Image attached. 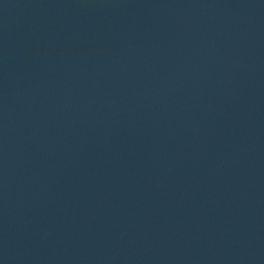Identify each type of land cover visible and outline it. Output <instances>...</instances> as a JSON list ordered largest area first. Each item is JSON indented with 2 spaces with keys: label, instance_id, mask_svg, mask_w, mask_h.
I'll return each mask as SVG.
<instances>
[{
  "label": "water",
  "instance_id": "1",
  "mask_svg": "<svg viewBox=\"0 0 264 264\" xmlns=\"http://www.w3.org/2000/svg\"><path fill=\"white\" fill-rule=\"evenodd\" d=\"M0 264H264V0H0Z\"/></svg>",
  "mask_w": 264,
  "mask_h": 264
}]
</instances>
